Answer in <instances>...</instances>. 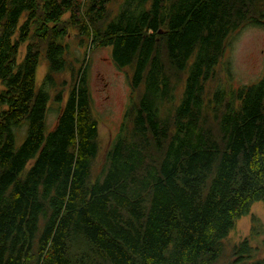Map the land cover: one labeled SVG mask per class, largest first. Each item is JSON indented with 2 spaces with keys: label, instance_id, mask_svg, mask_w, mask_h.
I'll return each mask as SVG.
<instances>
[{
  "label": "trees",
  "instance_id": "trees-1",
  "mask_svg": "<svg viewBox=\"0 0 264 264\" xmlns=\"http://www.w3.org/2000/svg\"><path fill=\"white\" fill-rule=\"evenodd\" d=\"M109 2L0 0V264H215L235 221L264 207V76L206 92L227 37L264 28V0H120L111 16ZM72 29L130 68L94 175L98 124L87 63L65 56ZM250 237L229 264H264Z\"/></svg>",
  "mask_w": 264,
  "mask_h": 264
},
{
  "label": "rangeland",
  "instance_id": "rangeland-1",
  "mask_svg": "<svg viewBox=\"0 0 264 264\" xmlns=\"http://www.w3.org/2000/svg\"><path fill=\"white\" fill-rule=\"evenodd\" d=\"M120 0H110L108 12L111 16L119 7ZM66 45V58L73 64L79 65L81 60L87 63V83L91 100V110L97 119L98 155L92 166V174H96L103 162V154L110 141L118 131L122 115L128 100V75L130 68L118 69L110 58L108 47H86L88 43L82 41L75 30H70L64 38ZM86 43V44H85ZM25 46L20 47L19 58ZM46 62L41 57L35 71L36 84L42 82ZM68 71H62L54 76V81L59 83L68 77ZM264 76V28L256 25H245L232 32L226 39L221 58L215 67L214 77L206 84L209 95L212 90L221 88H236L242 84L255 82ZM55 102L49 101L46 115V131L55 122ZM21 136L14 137L16 147L22 141L25 125ZM253 226V228H251ZM264 207L261 202L253 203L248 212L240 216L222 241V253L215 264H229L231 248L243 237H250L253 245L261 250L264 247ZM256 231V232H255ZM255 232V233H254ZM253 233L252 235H249Z\"/></svg>",
  "mask_w": 264,
  "mask_h": 264
}]
</instances>
